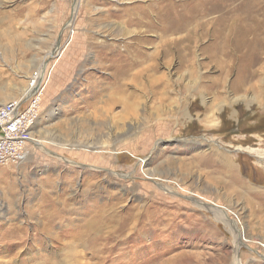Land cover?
<instances>
[{
	"label": "rangeland",
	"instance_id": "374dc122",
	"mask_svg": "<svg viewBox=\"0 0 264 264\" xmlns=\"http://www.w3.org/2000/svg\"><path fill=\"white\" fill-rule=\"evenodd\" d=\"M39 76L0 264H264V0H0V107Z\"/></svg>",
	"mask_w": 264,
	"mask_h": 264
},
{
	"label": "built area",
	"instance_id": "2783aa9c",
	"mask_svg": "<svg viewBox=\"0 0 264 264\" xmlns=\"http://www.w3.org/2000/svg\"><path fill=\"white\" fill-rule=\"evenodd\" d=\"M37 78L30 81L28 91L36 88L27 102L15 100L0 107V164L22 162L26 156V146L32 126L38 117V103L44 86H37ZM27 91V92H28Z\"/></svg>",
	"mask_w": 264,
	"mask_h": 264
},
{
	"label": "bare ground",
	"instance_id": "6f19581e",
	"mask_svg": "<svg viewBox=\"0 0 264 264\" xmlns=\"http://www.w3.org/2000/svg\"><path fill=\"white\" fill-rule=\"evenodd\" d=\"M37 78V80H38V82H39V80H40V76H39V78L38 77H36ZM40 83V82H39ZM39 83H37L38 85L37 86H41V83L39 84ZM135 88V87H134ZM137 88V87H136ZM37 89V87L36 88H33L32 89V93H34L35 92V90ZM119 89L121 90V92H125L126 90H125V88H124V86H119ZM32 93H30V94H27L28 96H30ZM116 95V94H115ZM114 96V95H113ZM120 96V95H119ZM122 96V95H121ZM121 96L120 97H116V98H119V99H121ZM134 96V94H132V95H129V98H134L133 97ZM123 97V96H122ZM123 99V98H122ZM117 103H119V100H117V99H112L111 101H110V104L111 105H115V104H117ZM133 100H132V102H127V101H125L124 102V106H123V108H124V110H129V111H131V114H135V106L133 105ZM215 211H217V210H215ZM228 220V219H227ZM227 222V221H226ZM227 224L229 225V227L232 225L231 224V222L228 220V222H227ZM63 262L61 263V264H77V262H76V260H74L73 258H69L68 260H66V259H64V260H62ZM5 264V263H4ZM52 264H57V263H52ZM59 264V263H58Z\"/></svg>",
	"mask_w": 264,
	"mask_h": 264
}]
</instances>
